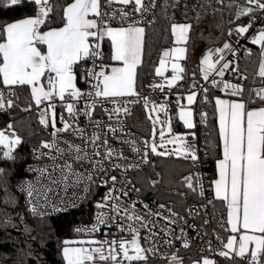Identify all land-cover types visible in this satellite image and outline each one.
Segmentation results:
<instances>
[{"label":"snow or ice","instance_id":"6c2138e0","mask_svg":"<svg viewBox=\"0 0 264 264\" xmlns=\"http://www.w3.org/2000/svg\"><path fill=\"white\" fill-rule=\"evenodd\" d=\"M29 3L34 5L32 15L0 24V111L13 107L14 103L11 98H5V89L11 97L15 95L16 87H28L34 106L40 109L39 124L45 129L49 127L53 129L52 139L40 143V149L48 151L35 148L32 150V155L37 159L46 157L52 163L42 168H33L29 165L28 170L38 172L39 175L35 182L23 180L20 184V191L26 193L28 198L31 213L42 218L48 213L41 211V205L50 206L53 212L62 213H67L70 207H76L75 204H65L63 201L59 205L50 204L49 193H54L55 188L60 184H64L65 188L70 185L81 191L82 195L78 198L86 200L91 195L95 174L107 172L104 168L105 160H110L114 155L123 158L122 152H116L108 147V140L102 138L99 133L94 132L91 136H86L85 129L77 126L76 118L82 114L91 121L97 105L105 101L115 105L109 113V119L120 113L130 114L127 103H122L121 98L139 96L136 91L137 70L143 63L145 37V28L139 25L143 20V14L156 7V0H150L147 5L145 0H108V7L112 4L133 5V11L141 14V20L131 19V13L121 7L118 10L119 26H114L113 23L117 18V11L106 10L102 0H63L62 3H54L53 0H0V5L10 9L26 8ZM177 3L178 0H174L172 7H176ZM216 3L230 9L235 5L236 21L241 17H250L247 25L229 29V35L233 32L239 36L245 35L254 26L255 13L257 11L264 13V0H245L243 5L238 4L237 0H231L227 5H224V0H216ZM196 7L203 10L196 12L193 18L199 23L202 15L207 14V8L211 7V0L193 5V10ZM185 8H188L187 3ZM219 11L221 9L212 8L213 14ZM56 16H58V26L50 27L49 25L57 23L54 19ZM193 28L192 22L171 24L170 31L175 46L163 50L159 67L155 69L156 75L163 77L170 63L172 76L170 79L165 78L168 88H172L183 79L185 68L180 61L187 58V45ZM105 42L109 45L108 52L104 51ZM251 43L260 45L261 60L258 76L264 78V27L253 35ZM226 51L235 55L228 42L222 47L208 49L200 59L199 68L205 81L209 80L212 73L220 77V80L213 78L211 84L231 97L215 98L219 143H206L204 153L208 155L219 149L218 158L211 161L214 163L215 178H210L209 183L214 199L226 205V224L231 232L223 245L224 250L218 254L225 258L234 254L235 257L247 259L248 264H264V87L250 89L246 96L242 84L224 80L225 72H239L238 65L233 66L234 61L225 60ZM240 79L247 77L242 76ZM79 81L89 85V89L82 90L78 86ZM151 87L163 90L165 84H154ZM202 91L207 100L208 88H203ZM196 98L197 92L191 91L186 97L187 105H178L179 120L189 130L182 134L173 133L171 121L167 118L166 105L150 106L148 98H143L144 108L150 109L148 119L152 122L151 140L143 142V163H149V154L183 157L190 160L194 167L205 162L196 142V132L192 131L197 126L191 107ZM57 101L71 118H65L61 112L59 122L62 127H57ZM82 101H85V107L81 110L78 104ZM32 107L33 104H29V108L25 110ZM153 112H164L166 118L161 120L159 115L153 118L151 114ZM207 116L206 112L200 114L201 120L205 122ZM94 123L96 127L101 126L100 121ZM158 123L161 125L158 133L159 143L156 141ZM108 127L109 131H116L111 126ZM69 131L83 141V146L60 140V134ZM22 143V137L16 133L12 123H8L5 129H0V161H15L18 158L16 150ZM61 143L65 147H61ZM126 143L133 145V151H140L135 147V141H126ZM89 144L93 148L92 153L86 150ZM169 144L176 147L169 149L167 148ZM85 161L89 162L91 171H76V167L81 166ZM115 167L119 168L121 165L116 164ZM5 173L6 168L0 167V177ZM109 181L112 187L96 204V208L99 209L96 223L90 229L77 227L75 231L92 233L99 231L100 226L107 224L109 220L126 219L129 223L118 227L121 231L126 228L132 234L131 240H65L62 248L65 264H109V262L125 264L126 261L128 264L140 261L147 264V253L155 252V249H146L141 245L140 229L148 228L151 221L145 220L144 215L136 211L135 202L125 206L120 198L114 195L117 191L116 176L103 179L102 183L107 185ZM81 183H84L82 189L79 188ZM151 183L154 185L157 182L151 181ZM183 183L193 192L198 190L201 196L204 195L201 173L194 172L185 176ZM119 191L124 196L128 195L123 189ZM10 199L15 198L10 197ZM147 207L145 205V208ZM159 208L163 210L165 205L161 204ZM168 211L171 215L163 216V219L169 224H175L182 219L171 209ZM109 212L116 215H110ZM148 215L161 216L162 212L149 210ZM136 223L140 225L139 228L134 226ZM25 231L30 229L26 227ZM149 231L151 233V230ZM145 239H151V234ZM72 244L81 246L73 247ZM85 244L88 247H84ZM184 247H189L188 243H185ZM170 264H183V260L174 253L170 258ZM194 264H215V261L203 258L202 261H196Z\"/></svg>","mask_w":264,"mask_h":264},{"label":"trees","instance_id":"16d2710c","mask_svg":"<svg viewBox=\"0 0 264 264\" xmlns=\"http://www.w3.org/2000/svg\"><path fill=\"white\" fill-rule=\"evenodd\" d=\"M241 0H237L239 2ZM54 3H62L63 0H53ZM231 0H224L227 5ZM174 0H156V7L153 10L152 23L144 26V56L143 63L138 68L136 90H145L153 80V70L160 56L161 48L170 44V26L173 22H192L194 28L190 34L191 38L187 45V58L183 60L185 72L183 73V87H187L191 78L199 77V66L202 55L211 47L220 46L228 37V29L234 26L235 5L230 9L226 6L211 0V7L207 8V14H203L199 23L193 19L196 12L203 10L193 5L206 3V0H178L176 7H172ZM185 3L188 8H185ZM34 5L28 4L26 8H6L0 5V24L10 22L23 16L33 14ZM212 8L221 9L213 14ZM186 13V15H185ZM58 25V16L54 17ZM230 21H232L230 23ZM52 25V24H51ZM242 48L238 49L235 56V65H238L239 72L233 73L237 76H246L244 88L246 90L253 82L259 81L257 74L260 57V46L243 40ZM104 51L108 52L104 46ZM249 52L251 54H249ZM81 84V81L78 82ZM217 89L208 87L207 100L200 103L204 112L208 114L207 120L198 121L194 130L197 141L206 143H219L217 133V122L215 119L214 105L211 95ZM15 103L8 110L0 111V127L8 117L14 130L22 137L23 143L16 150L15 161H0V167L6 168V173L0 177V264H65L62 257L63 241L70 240L75 235L74 229L78 221L85 218L81 211L57 214L56 216L35 217L27 213L22 206L21 196L16 190L17 180L24 175V165L31 159L30 149L39 143L46 135V129L38 122L36 112L26 115L21 114L19 106L33 104L28 87L15 88ZM143 107L137 108L133 116V126L139 134L148 138L150 135L151 123L147 121L143 113ZM196 118V117H195ZM174 129L181 128L176 122H172ZM191 138V137H189ZM205 153V152H204ZM202 154L204 170L208 176L213 178L214 161L219 155V149L208 155ZM149 163H144L141 168L134 170L132 178L135 179L140 191L149 196L152 200L161 201L166 205L175 208L184 207L185 204L196 200L198 195L188 189L183 183L185 172L194 171L190 160L183 157L158 156L149 154ZM151 181H156L152 184ZM10 197H14L12 200ZM29 228L30 231H25ZM193 254V255H191ZM199 257L191 252L182 257L183 263L190 259ZM152 260L148 258V262ZM160 260V259H159ZM225 264H242V261L235 257H221ZM158 261V260H157ZM152 264H155L152 262Z\"/></svg>","mask_w":264,"mask_h":264},{"label":"built area","instance_id":"2783aa9c","mask_svg":"<svg viewBox=\"0 0 264 264\" xmlns=\"http://www.w3.org/2000/svg\"><path fill=\"white\" fill-rule=\"evenodd\" d=\"M146 5L150 3V0H145ZM102 4L106 6V10L117 11V18L113 22L114 25H119V9L121 7L124 8L125 11L131 13V19L141 20V14L135 13L133 11V5L122 6L117 4H112L108 7V0H102ZM240 5L245 4V0L239 1ZM151 8L149 12L143 14V20L141 21L142 25H147L152 23L153 19V10ZM256 20L254 22L253 28L249 30L243 36L237 35L233 32L232 35L228 34V40L231 41L233 50L235 51V55L230 52L232 57H235L238 49L242 48L243 40L251 41L253 35H255L258 30L264 27V13L257 11L255 13ZM250 17H241L237 23L230 27L229 29H235L239 25H247ZM228 29V31H229ZM228 33V32H227ZM242 76H237L229 71L225 72L224 80L229 81L231 83H240L244 86L245 80L240 79ZM215 78L220 80L221 78L215 76V73H212L209 77L208 81H205L201 77H193L190 79L188 86L191 89L197 91L198 99L202 103L205 98V94L202 91L203 88H208L212 86L213 88H217L211 84V80ZM152 84H165L163 90L160 88H153L151 85L145 90H136L139 93L138 97H125L121 98L122 103L126 102L127 107L130 109L129 115H124L120 113L118 116L113 115L111 119H109V113L115 107L110 101H105L101 104H98L96 109L93 112L92 120L90 121L87 116L79 115L77 116V126L85 129L86 136H91L94 132L99 133L102 138H106L108 140V147L116 150V152H122L123 158H119L117 156H113L110 160H105L104 168L107 169V172H97L94 176V182L91 186V195L86 200H80L78 197L82 195V192L71 187L70 185L65 188L64 184H60L58 188H55L54 193H49L50 204L59 205L61 201L65 204H75V208H69L67 213L71 211H81V214L85 218L82 221H78L75 225V229L77 227L83 229H90L93 224L96 223V215L99 209L96 208L97 202L101 201V199L108 192L109 188L112 187L111 181L109 184L104 185L102 183L103 179H108L111 176H116V189L114 195L120 198V201L125 206H130L133 202L136 204V211L139 214L144 215L145 220L151 221L148 224V228L140 229V237H141V245L146 249H155V252H148L147 256L152 260H166L171 258L172 254H176L178 256H184L191 252H195V255L201 257H209L215 261V264H225L221 260V256H219V252L224 250L223 245L225 244L226 239V215L225 210L218 205H216V199H214V195L212 194L211 186L209 183L210 176H208V172L204 170V163L202 165H198L194 171L185 172L183 178L188 176L191 173L198 172L202 175V181L204 184V195L201 196L199 191H195L199 198L196 200L185 204L184 207L175 208L174 206H169L164 204L161 201L152 200L149 196L145 195L140 191L139 186L136 184L135 179L132 178V173L134 170L141 168L144 165L142 162V153L144 151V141L148 140L144 135L139 134L138 131L134 128L132 121L134 114L137 112V108H140V105L144 104V97L148 98L149 105H166L168 112L171 117H175L178 115V110L171 106V99L174 92L172 88H168L166 86V80L158 77H153ZM195 85V88H193ZM82 90H88L89 85L85 84L81 81V84L78 85ZM264 87V78H262L258 83H253L250 86L251 89ZM219 89V88H217ZM220 90V89H219ZM5 98H11L13 100V104L15 103L14 96L9 97L7 89H5ZM88 98H86L87 100ZM18 105V104H17ZM57 127H62V124L59 122V114L63 112V115L67 119H71L68 117L66 111L62 109L57 101ZM22 115L29 114L31 112H36L39 117L40 109L36 106H33L29 110V106H19ZM44 107V105H41ZM78 107L82 110L85 107V101H82L78 104ZM9 108H6L8 110ZM107 109V111H105ZM204 110H198L194 118V122L197 124L198 121H201L200 114L203 113ZM163 113V112H161ZM95 121H100L101 126L96 127ZM11 123V117H8L6 121L2 124L0 129H5L7 124ZM116 129L115 132L109 131V127ZM53 129L51 127L46 129V135L41 141L51 140ZM191 140V138H189ZM61 141H70L74 144H81L83 146V141L76 136L73 132L69 131L67 133L60 134ZM41 141L35 145H33L30 149L31 159L27 161L24 165V175L21 176L16 184V190L19 192L21 196V202L23 209L29 213L31 216H34L30 211V204L28 203V198L26 193L20 191V184L23 180H32L35 182L36 177L39 175L38 172L29 171V165L33 168H42L44 165H50L52 163L48 158H40L37 159L32 155V150L39 149L41 151L47 152V149H40ZM126 141H135V147L139 148L140 151H133V145L131 143H126ZM197 145L200 149V153L205 152V147L203 142L197 141ZM61 147H65L63 143L60 144ZM86 150L89 153H92L93 148L89 144L87 145ZM103 151V149H101ZM94 159H99V157H94ZM116 164L121 165V167H115ZM127 165H133V167H127ZM139 165V167H135ZM75 167V165H74ZM76 171L85 172L91 171L89 162L85 161L81 166L76 167ZM58 175V173H57ZM130 182V183H129ZM45 183H47L45 181ZM84 183L79 185V188H83ZM120 189L128 192L127 196H124ZM133 189H138L139 191H135ZM212 201V203H209ZM35 203V201H33ZM165 205V208L161 210L159 205ZM145 205L148 207L145 208ZM168 209H171L173 212H176L179 217L182 219L178 220L175 224H169L167 221L163 219V216H170ZM152 212L161 211V216H149L148 211ZM41 211H46L48 213L47 216H56L57 214H65L62 212H53L50 206L41 205ZM106 211H108L106 209ZM110 215H116L115 213L109 212ZM37 217V216H35ZM129 223L126 219H115L109 220L107 224L101 225L100 230L96 232L89 233L88 231H82L77 233L74 229L76 237H79V240L72 238L69 241H89V240H112V239H126L131 240L132 234L125 230L121 231L118 225L124 224L127 225ZM223 225V226H222ZM135 227L139 228L140 225L138 223L134 224ZM151 230V233L150 231ZM183 230V231H181ZM151 234V239H145ZM171 241V243H169ZM188 243L189 247L185 248L184 244ZM79 245V244H78ZM81 246V245H80ZM84 247H88L87 244L83 245ZM193 255V254H191ZM234 256V254L232 255ZM239 258V257H237ZM242 264H248L247 259H241ZM110 264V262H109ZM125 264H128L126 261Z\"/></svg>","mask_w":264,"mask_h":264},{"label":"crops","instance_id":"0c3cea01","mask_svg":"<svg viewBox=\"0 0 264 264\" xmlns=\"http://www.w3.org/2000/svg\"><path fill=\"white\" fill-rule=\"evenodd\" d=\"M23 17H25V16H23ZM20 19V18H19ZM12 21H14V20H12ZM11 22V21H10ZM175 23H185V22H183V21H180V22H175ZM50 27H55V26H58L57 24H52V25H49ZM114 26H119V25H114ZM139 26H142V27H144L145 25H142V24H140ZM171 27V26H170ZM170 35H171V31H170ZM172 41H171V43L170 44H168V45H166L165 47H163V48H161V51H160V56H159V58H158V60H157V62H156V65L154 66V70H153V77L155 76V77H158V78H162V79H165V78H171V76H172V71H171V65H170V63H169V65H168V68H167V71H165V73H164V76L163 77H161V76H157L156 75V73H155V69L157 68V67H159V61H160V58H161V55H162V52H163V50L164 49H171L172 47H174L175 45H174V37L172 36ZM225 42H228V43H230L231 44V46H232V43H231V41H229L228 40V37H227V39L224 41V43ZM251 42V41H250ZM223 43V44H224ZM223 44L222 45H220V46H215V47H211V49H214V48H217V47H222L223 46ZM104 46H106L107 47V50L109 51V45H108V43L107 42H105L104 43ZM258 46H260V45H258ZM210 49V48H209ZM232 49H233V47H232ZM260 51H261V49H260ZM204 55V54H203ZM202 55V56H203ZM224 55H225V60H228V61H234V62H236L234 59H235V57H232L231 56V54H230V52H225L224 53ZM202 58V57H201ZM261 60V55H260V57H259V61ZM200 62V61H199ZM106 63H107V61H106ZM180 63H181V65L184 67V63H183V60L182 61H180ZM217 67H219V65L217 66ZM199 68H200V66H199ZM258 70H259V65H258V69H257V74H258ZM229 72H231V71H229ZM199 77H201V78H203V75H202V73L200 72V70H199ZM262 78H260V80H261ZM259 80V81H260ZM259 81H257V82H259ZM153 82V81H152ZM152 82L150 83V85L152 84ZM257 82H255V83H257ZM254 83V84H255ZM78 85H79V83H78ZM215 89H217V88H215ZM172 91L174 92V94L172 95V99H171V106L173 107V108H175V109H177L178 110V115L177 116H175V117H173V119H172V122L173 121H176L179 125H180V127L181 128H179V130H181V129H183V128H185L184 127V125H183V122L182 121H180L179 120V106L178 105H187V100H186V97H187V95L188 94H190V92L191 91H195L194 89H191V88H189V86H187V87H183V79L182 80H180V81H178L177 83H176V85H174L173 87H172ZM197 92V91H196ZM216 97H221V98H231V97H229L225 92H222V91H220L219 89H217L215 92H213L212 93V95H211V99H212V103H213V105H214V112H215V98ZM201 102L199 101V99H198V94H197V98H196V101L194 102V104L191 106L192 107V109H193V113H194V116H193V119L195 118V115H196V113H197V111L198 110H200V111H202V110H204V107L200 104ZM151 106V105H150ZM140 107H143V113H144V115H145V117L147 118V121H150L149 119H148V115H149V111H150V109H145L144 108V104H142V105H140ZM152 114V113H151ZM160 115H161V112H160ZM215 119H216V122H217V133H218V114L215 112ZM195 121V120H194ZM150 123L152 124V122L150 121ZM152 128V127H151ZM174 128V127H173ZM186 129V128H185ZM150 131H151V129H150ZM216 158H218V156L216 157ZM215 158V159H216ZM213 178H215V176L213 175ZM212 194L214 195V193H213V191H212ZM216 205H218L219 207H221V208H223L224 210H225V215H226V218H227V213H226V205L224 204V202H222V201H219V200H216ZM229 229V226L227 225L226 226V239H225V243L227 242V238H228V236L229 235H231V232L228 230ZM77 247V246H76ZM232 256V255H231ZM180 258H182V256H179ZM203 258H209V257H205V256H201V257H196V258H193V259H190V260H188L187 262H186V264H194V262H196V261H202V259ZM209 259H211V258H209ZM155 264H170V258L169 259H166V260H159L158 259V261L157 260H154L153 261ZM135 264H144V263H135ZM147 264H152V263H150V262H148L147 261ZM184 264V263H183Z\"/></svg>","mask_w":264,"mask_h":264},{"label":"rangeland","instance_id":"374dc122","mask_svg":"<svg viewBox=\"0 0 264 264\" xmlns=\"http://www.w3.org/2000/svg\"><path fill=\"white\" fill-rule=\"evenodd\" d=\"M237 3H239V2H237ZM257 82V81H256ZM253 83H255V82H253ZM253 83H251L250 85H249V89H251L250 88V86L251 85H253ZM258 83V82H257ZM157 115H159V117H160V119L161 120H164L166 117H165V113L163 112V113H161V115H160V112L159 113H156V112H153L152 113V116H153V118H155V116H157ZM167 118L171 121V126H172V129H173V133H176V134H182V133H185V132H187V131H189L188 129H185V128H183V129H181V130H177V129H174L173 128V124H172V119H173V117H171L170 116V114H169V112H168V116H167ZM151 127H152V124H151ZM160 127H161V125L158 123L157 125H156V129H157V136H156V141H157V143H159V135H158V133H159V129H160ZM166 130V129H165ZM139 132V131H138ZM151 133H152V128H151V131H150V136L147 138L148 140H151ZM167 134V133H166ZM176 147V145H172V144H169V145H167V148H169V149H174ZM160 150H163V149H160ZM173 156H175V157H179V156H176V155H173ZM163 157H165V156H163ZM74 238H76V239H78L79 240V237H76V234L73 236ZM71 246H73V247H76V246H80V245H78V244H72ZM131 254V253H130ZM154 260H150L149 262L150 263H152ZM141 263H144L143 261H140ZM140 262H133V264H135V263H140Z\"/></svg>","mask_w":264,"mask_h":264}]
</instances>
